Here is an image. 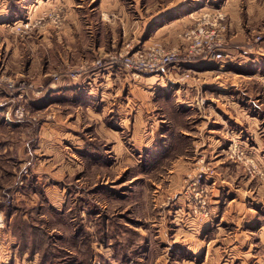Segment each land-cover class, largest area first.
<instances>
[{
    "label": "rangeland",
    "instance_id": "rangeland-1",
    "mask_svg": "<svg viewBox=\"0 0 264 264\" xmlns=\"http://www.w3.org/2000/svg\"><path fill=\"white\" fill-rule=\"evenodd\" d=\"M173 1L119 0V5L111 1L114 6L105 8L113 11L103 13L106 19L99 34L104 45L100 49L96 48L98 34L92 25L102 17V11L94 8L102 0H41L40 4L37 0H0V18L5 19L0 24V96L4 99L0 101L17 122L0 126V236L6 243L9 235L16 241L15 247H8L10 252H3L4 264H264V156L261 162L237 137L212 158L204 152V142L191 143V167L176 182L171 170L179 161L171 157L151 163L156 148L145 151L148 140L154 137L151 124L159 113H142L147 131L140 136L138 129L134 135L135 114L126 110V73L136 77L147 74H137L124 62H117L97 69L102 72L114 67L126 72L110 84L119 89L117 96H107L94 112L84 109L78 113L73 101L56 104L72 119L79 116L82 124L71 129L81 134L77 146L83 144L81 152H96V158L79 156L73 161L68 155L62 159L64 146L72 153L74 145L64 139L46 144L40 137L50 111L41 106V100L59 82L82 80L96 71L97 59L126 55L155 42L182 53L185 33L201 22L213 23L223 32L224 49L230 57L242 51L246 58L254 54L259 63L264 62L262 54L254 53H264V0H187L188 7L177 9L173 17L191 10L198 13L175 42L154 36L160 24L155 15ZM30 5L35 8L29 13ZM122 8L126 12L124 23L119 14ZM14 9L18 13L8 16ZM74 10L83 15L82 28L76 39L66 41L63 33ZM230 65L249 74L258 68V64ZM241 88L251 96L246 102L257 97L264 106V75L244 78ZM145 93L150 102L152 95L148 90ZM17 109L23 112L21 116L16 115ZM162 114L176 130L185 128L186 116L179 118L169 109ZM189 114V127L199 124V113ZM194 131L195 140L201 142L203 133ZM187 146L180 145L174 154H181ZM142 151L147 156H141ZM200 163L211 168L210 185L219 171L217 166L223 163L236 171L235 184L248 188L249 193L252 189L251 197L233 210L236 220L220 222L221 216L215 217L228 210L230 200L225 199L219 212H213L211 190L210 215L201 218L189 212L185 180ZM177 185L182 201L174 203L175 189L166 190ZM187 216L195 218L196 226L210 223L209 228L193 236L184 223Z\"/></svg>",
    "mask_w": 264,
    "mask_h": 264
},
{
    "label": "crops",
    "instance_id": "crops-1",
    "mask_svg": "<svg viewBox=\"0 0 264 264\" xmlns=\"http://www.w3.org/2000/svg\"><path fill=\"white\" fill-rule=\"evenodd\" d=\"M39 1L41 0H37L36 3L40 4L41 2ZM111 1L113 0H102V2H99L96 5L97 7H94L95 10H98L99 12L102 11V17L100 20L99 18L97 20L95 19V22L92 25V27H95L96 29V34H98L96 38V43L98 45L96 48L101 49L104 45L100 41L101 33L99 34V32H101V26L102 24H105L103 22L106 19L103 16V13L106 15L107 12L111 13L113 11V9L110 11V9L105 7H107L108 4L112 5L114 3L115 5L118 3L119 5L120 3L119 0H115L116 3H112ZM186 1L187 0L173 1L171 5L161 9L155 15V21L157 23L160 22L156 27V30H154L155 37H161L167 41L173 40L172 42L178 40L177 36H179L184 26L192 22L191 18L195 17L198 13V11L191 10L174 18L177 9L188 7L189 2L186 3ZM35 5L34 7L31 5L28 7L29 13L35 8ZM11 12L12 13H8L7 15L9 16L18 13L15 9ZM119 14L123 15L122 23H124L126 20V12L124 8L119 11ZM82 18L83 15L80 11H71L70 19L72 21H69L70 26H68L63 33L66 41H71V39L74 38L76 39V35L79 34L80 29L82 28ZM3 19L4 17L0 18V24H3ZM176 28L181 30L178 31ZM91 31L90 34H93V30ZM123 31L126 33V29H123ZM152 38L153 35L151 34L149 39ZM183 43L182 54L185 52L186 41L183 40ZM87 47L96 49L95 45L92 47V45L88 44ZM77 50L78 49L76 48V51ZM241 53L243 55L232 56L229 60L224 62L200 58H196L192 61L181 59L178 64L166 70H162L155 74L141 75L140 77L126 73V110L135 114L133 126V129H135L134 135L136 134V129H138L137 135L142 136L147 127L143 122L142 113H159L156 116L157 121L151 124V128L154 127V137L153 139L148 140L145 151L148 152V149H152V146L156 148L155 155L151 158V163L152 161L157 162V160H160V163H162L165 162L167 158L171 157L174 161H179V164H175L174 168H172L173 170H171V175L176 182L178 181V177L183 176L185 171L191 167V158H189L190 155L188 154L189 145L191 143L204 142L205 148L203 150L212 158L218 151L222 150L223 146H225L232 137H237L241 140L248 152L253 154L256 158H259L260 161L262 160L261 158L264 156V106L262 102H260V98L257 97L248 100L250 102L247 101V104L245 99H250L251 96L241 88V81L244 78L251 79L262 77L264 72L262 73L261 69L264 67V62L259 63L260 58L254 54L246 58L244 56L245 53L242 51ZM254 53L262 54L261 57L264 59V53L259 51H254ZM251 57H254V59L251 60ZM64 58H67V56ZM257 60L258 63L256 62ZM262 61L264 60H261V62ZM232 63L235 65L238 64L239 66H243L247 63L253 67L258 64V68L254 69L252 74L242 73L235 71L236 68H230L229 66H232L230 65ZM227 64H229V66ZM238 68L240 67L237 66V69ZM187 70H191L192 78L187 81H181V73ZM124 71L125 70L121 68L116 70L114 67L104 69L102 72L96 70L89 73L82 78V80L75 82L62 80L56 87L47 92L44 95L43 100H41V102L43 101L41 106L50 110L49 116L46 117L42 124L40 137L43 142H46L47 144L49 140L53 139L52 142L57 141V143H60L61 140L64 139L69 145L73 144L75 150L72 151V153L66 150L64 146V150L61 152L62 159L67 158L68 155L70 157L68 158L73 159V161L78 160L80 157L81 159L86 157L96 158V156H98L96 152L84 150L81 152L83 144L77 146V144L82 141L81 134L78 132L73 133L71 129L82 124L79 116L72 119V116L69 113H65V111L60 108L61 105L56 104L73 101L76 103L75 109L78 113L82 112L84 109L94 112L100 107L99 104L101 102H106L105 100L107 96H117L119 89L117 91V89L111 87L110 84H113V81L115 82L118 79H121L120 73ZM230 74H235V76L229 77L232 76ZM146 90L152 95L150 102L147 99L148 95L145 93ZM0 100L4 99L0 96ZM5 105L4 101H0V126H14L13 122L15 121L12 118V114H10L9 107ZM169 105H171V108ZM168 109L169 111H173L179 118L186 116L187 124L185 128L179 127L176 130L174 124H168L166 122V118L162 113L168 111ZM191 112L199 113L200 117L199 124L194 127L193 125L189 127L190 124L187 121L191 118V114H189ZM15 123L17 124V122ZM194 128L197 132L203 133L201 142L200 140H195V135H192V133H195ZM71 136H74V139H72ZM146 136H149V134ZM138 141L141 143L143 139L139 137ZM67 143L65 144L68 145ZM183 144L188 145L186 149L181 154H174V152H176L175 150L179 149L180 145ZM77 153L78 156L76 155ZM141 154L140 155L143 157L147 156L146 152L142 151ZM173 154L174 157L171 156ZM219 154L220 153L217 155ZM216 161L217 164H220L218 163L220 160L216 159ZM151 163H149V165ZM221 164L222 165L217 166V168L219 167V171L212 177V208L213 212H219L221 203L228 198V200H230L228 210L224 211V213L219 212L215 215L217 218L221 216L220 222H228L231 218L236 220L235 215H232L233 210L235 209L236 211V209H239L241 201L248 197L250 198L253 191L249 188L250 195L248 188L244 190L243 187L235 184L234 180L236 179L233 177L235 176L234 174L236 171L223 165V163ZM262 165L264 166L263 162ZM236 178H238V176ZM172 189H175L174 194L177 196L174 203L182 201V196L178 193V185L166 190V193ZM47 192L48 196H50L51 193H49V190H47ZM53 192H55V190H52V193ZM238 217L240 218L241 216ZM193 220H195V218L187 216L184 221V223L187 224L186 229L189 233H192L193 236L200 233V230L209 228L210 223L196 226ZM220 222L218 219V223ZM9 239L10 242L6 243V241H3L0 236V264H4V258L2 256L3 252H10L11 250H9L8 247L11 245L12 247H15L16 245L13 236H6L5 240Z\"/></svg>",
    "mask_w": 264,
    "mask_h": 264
},
{
    "label": "built area",
    "instance_id": "built-area-1",
    "mask_svg": "<svg viewBox=\"0 0 264 264\" xmlns=\"http://www.w3.org/2000/svg\"><path fill=\"white\" fill-rule=\"evenodd\" d=\"M186 47L182 55L178 48H168L161 43H153L147 46L139 47L133 52L128 51L121 55H110L109 58H99L94 65L93 70L112 66L117 62H124L129 69L137 74H155L166 70L180 62L181 59L192 61L196 58L224 62L229 60V55L224 49L223 32L208 22H201L196 27L185 33ZM191 76V70H187L181 77L186 79ZM19 109L17 113L22 115ZM233 142V141H232ZM237 144L233 142L232 144ZM211 168L200 163L196 165L191 173L187 174V195L189 212L201 218L210 215V180ZM27 173L28 171H24ZM3 225V218L0 214V226Z\"/></svg>",
    "mask_w": 264,
    "mask_h": 264
}]
</instances>
